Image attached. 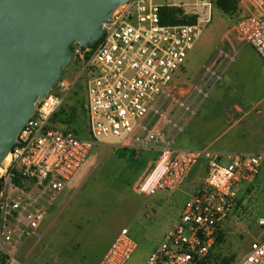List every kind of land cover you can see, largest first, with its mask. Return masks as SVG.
Masks as SVG:
<instances>
[{
	"label": "built area",
	"instance_id": "1",
	"mask_svg": "<svg viewBox=\"0 0 264 264\" xmlns=\"http://www.w3.org/2000/svg\"><path fill=\"white\" fill-rule=\"evenodd\" d=\"M235 1L243 14L224 40L230 42L234 35L264 61V0ZM214 6L215 0H130L103 25L104 34L95 45H78L74 52L86 78L88 137L52 125L54 115L75 87L62 77L38 103L19 135V143L0 168V264H24L17 258L20 247L36 234L92 149L115 138L121 139L119 147L136 158L157 148L158 157L134 185L137 193L147 197L178 190L197 162L207 160L203 183L186 202L178 224L145 264H222L214 252L217 239L239 209L238 186L257 179L264 164V147L256 154L222 159L207 149L173 148L176 136L166 132L171 125L181 133L184 116L194 114L190 104L175 96L177 76L204 26L211 22ZM163 7L182 8L196 21L162 24ZM236 54L235 48L230 53L218 49L215 59L205 67L208 80L196 88L199 95L207 96L203 88L208 87V81L213 79L212 86L222 80ZM167 99L183 110L176 122L161 110ZM258 224L263 235L234 264H264V216ZM136 248L129 228H123L97 264H127Z\"/></svg>",
	"mask_w": 264,
	"mask_h": 264
},
{
	"label": "rangeland",
	"instance_id": "2",
	"mask_svg": "<svg viewBox=\"0 0 264 264\" xmlns=\"http://www.w3.org/2000/svg\"><path fill=\"white\" fill-rule=\"evenodd\" d=\"M185 11L190 10L187 8ZM242 14L240 10L224 14L214 6L211 22L204 26L199 40L189 52L186 63L177 76L178 89L175 96L179 101L185 102V99H190L192 95H198L196 88H202L208 80L205 67L215 59L218 49L229 52L228 46L224 44V36ZM230 37L234 39L235 36ZM77 47L78 44L74 43L73 49ZM79 66V61L75 58L64 73V79L75 83V87L56 113L52 125L86 138V78L81 75ZM212 83L213 79L208 81V87L203 88L207 96H198L204 101L200 113L204 119L206 115L208 117L214 113L220 118L218 122L226 126L222 115L235 102L241 103L247 95L251 98L264 94V62L247 46L246 50L238 53L222 80L209 89ZM187 103L190 104L189 100ZM191 107L195 109V105ZM161 110L174 122L179 120L183 112L170 99L162 105ZM184 118L183 124L187 125L191 117ZM166 132L170 133L171 137L176 136L173 148H190L183 131L177 134L175 128L172 129V126L168 125ZM120 143V138L110 139L92 149L50 207L36 234L20 247L17 254L20 261L24 264H48L47 258L51 250L56 248L57 239L61 238L63 233L69 237L74 234L73 223L84 224L82 238H86L91 233L88 223L96 219L102 223L106 248L110 246L107 240H112L116 232L129 227L130 236L136 242L137 248L128 264L146 263L150 249L163 239L165 231L170 230L179 219L189 200L187 192L198 183L207 161L202 158L193 167V176L187 180L185 191L172 196L157 193L147 197L137 193L134 185L153 165L158 157V150L153 148L136 158L132 152L119 147ZM238 200L239 209L231 215L227 229L214 249L215 254L220 259L227 260L229 264L239 262L248 252L250 244L263 235L258 222L264 216V176L258 175L253 183H241L238 186ZM65 219L67 223L62 227Z\"/></svg>",
	"mask_w": 264,
	"mask_h": 264
},
{
	"label": "water",
	"instance_id": "3",
	"mask_svg": "<svg viewBox=\"0 0 264 264\" xmlns=\"http://www.w3.org/2000/svg\"><path fill=\"white\" fill-rule=\"evenodd\" d=\"M130 0H0V168L38 103Z\"/></svg>",
	"mask_w": 264,
	"mask_h": 264
},
{
	"label": "crops",
	"instance_id": "4",
	"mask_svg": "<svg viewBox=\"0 0 264 264\" xmlns=\"http://www.w3.org/2000/svg\"><path fill=\"white\" fill-rule=\"evenodd\" d=\"M234 39L230 38V42H224V44L228 46V53H230L233 48H235L237 50V57L238 53L240 51L246 50L248 45L240 43L236 37H234ZM250 48L254 51L251 46ZM232 64L227 67L225 72L230 70ZM215 84L211 87L215 86ZM198 96L199 94L197 96L192 95L190 99H185V101L189 100L191 105H195V109L193 116H191L188 124L185 125L183 130L184 138L186 141H188L187 143L190 144V148L183 150L207 149L211 153L219 155L222 159L229 155L256 154L261 151V149L264 147V94L254 95L251 98L249 97L250 95H247L244 97L241 103L235 102L226 111V113L224 112L222 115V118L226 120V126H224V124L221 125L218 122L220 118L214 113L208 117L206 115L205 119L203 118L200 110L204 101L203 99L200 100ZM205 165L206 166L204 167L203 173H201L200 177L198 178V183L191 191L187 192L189 199L203 183L206 177L207 162ZM193 172L194 169L192 168L178 190L174 191L173 193H167L164 191H159L158 193L162 194L163 196H172L175 193H181L185 191L184 186L187 180L193 176ZM260 174L264 176V164L261 166L259 175ZM179 219L173 224L171 229H173L178 224ZM84 221L87 222L86 220ZM66 223L67 220L65 219L63 220L61 226L63 227ZM101 224L102 223L96 219L92 223H88L91 233L88 237L82 238L84 224L77 222L73 223L72 228H74V234L72 237H69L67 234L63 233V236L57 239L56 248L51 250V253L47 258L48 264H97L108 250V248H106L107 246L105 245L106 240H104L103 237V227ZM227 226L228 225L226 223L224 233L227 229ZM170 230L165 231L163 239H161L150 249L149 256L152 254L155 248L163 242ZM118 233L119 231L116 232L112 240H107L109 245H111ZM39 237L42 238L41 235ZM84 244H87V246L85 247ZM46 249L48 248H45V250Z\"/></svg>",
	"mask_w": 264,
	"mask_h": 264
},
{
	"label": "trees",
	"instance_id": "5",
	"mask_svg": "<svg viewBox=\"0 0 264 264\" xmlns=\"http://www.w3.org/2000/svg\"><path fill=\"white\" fill-rule=\"evenodd\" d=\"M215 6L224 14H232L238 10L235 0H215ZM161 23L165 25L189 24L196 21L195 16L186 15L182 8L163 7L160 9ZM56 117L54 115L52 121ZM222 235L218 237L217 244L220 243ZM222 264H229L227 260L222 259Z\"/></svg>",
	"mask_w": 264,
	"mask_h": 264
},
{
	"label": "bare ground",
	"instance_id": "6",
	"mask_svg": "<svg viewBox=\"0 0 264 264\" xmlns=\"http://www.w3.org/2000/svg\"><path fill=\"white\" fill-rule=\"evenodd\" d=\"M6 160H8V158ZM0 172H1V169H0Z\"/></svg>",
	"mask_w": 264,
	"mask_h": 264
}]
</instances>
